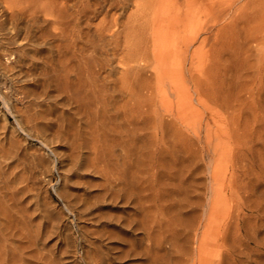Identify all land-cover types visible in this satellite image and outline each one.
<instances>
[{
	"label": "rangeland",
	"instance_id": "1",
	"mask_svg": "<svg viewBox=\"0 0 264 264\" xmlns=\"http://www.w3.org/2000/svg\"><path fill=\"white\" fill-rule=\"evenodd\" d=\"M162 1L156 15L168 23L177 9ZM208 1L194 46L188 30L157 35L170 39L155 49L170 54L176 83L155 56L145 78L120 82L128 66L108 56L102 81L117 91L89 108L95 129L64 97L25 101L3 67L16 55L3 48L0 92L38 127L4 122L0 97L1 164L34 189L12 212L17 227L0 231V264H264V0ZM145 2L131 0L120 20Z\"/></svg>",
	"mask_w": 264,
	"mask_h": 264
},
{
	"label": "bare ground",
	"instance_id": "2",
	"mask_svg": "<svg viewBox=\"0 0 264 264\" xmlns=\"http://www.w3.org/2000/svg\"><path fill=\"white\" fill-rule=\"evenodd\" d=\"M130 1L0 0V53L8 49L13 52L11 54L16 55L13 66H3L4 72L14 82L15 91L23 94L24 100L32 96L37 100L42 98L45 102L46 98L56 96L55 98L64 97L75 102L78 106V115L95 129L99 125L96 118L100 113L97 112L98 108L96 112L89 108L95 103L101 104L106 101L109 94L110 97L115 95L114 92L117 90L113 89V92L109 93L110 86L106 88L107 84L102 81L103 73L110 67L115 56L119 58L121 56L120 62L128 66L122 71L120 82H125V78L131 74L148 72L152 65L150 59L155 56L163 73L170 82L174 83L177 74L165 70L170 54H163V51L156 49H161V45L167 40L182 37L185 30L191 34L188 38L189 45L194 46L197 41L195 25L197 9L200 4H207L209 1L170 0L177 10L168 23L163 19L158 20L159 15L156 13L162 0H146L142 5L137 4L136 13L129 14L126 22L120 20L122 16L125 17L123 14ZM112 11H117L119 14L111 15ZM99 14H104L100 27L96 28L93 34L86 32V27L90 26V19ZM164 27L173 30L170 39L157 36L158 33H162L161 28ZM151 33L155 36H151ZM175 42L179 41L175 40ZM134 62L138 64L143 62V64H139L140 67L136 68L137 65L132 66ZM154 69L156 71L157 67ZM192 71H188V81L194 85L197 83V78ZM147 79L148 77L144 79L146 83L149 82ZM1 92L0 97L6 110V113L2 114L4 122H9V116L13 117L19 129L17 132L22 134H27L32 128L38 127L36 126L38 120L36 121L30 114V108L19 107L18 103L13 101L12 93ZM38 104H41V101ZM90 134L94 137L95 131ZM83 144V147L87 145L85 142ZM6 170L0 161V231L7 228L6 223L9 221L11 225L15 224L16 218L12 212L20 211L19 203L30 201L31 192L34 190L29 186L20 187ZM15 227L17 226L14 225Z\"/></svg>",
	"mask_w": 264,
	"mask_h": 264
}]
</instances>
